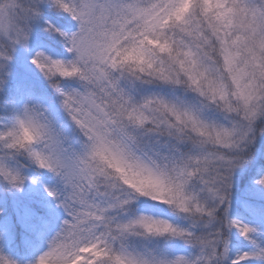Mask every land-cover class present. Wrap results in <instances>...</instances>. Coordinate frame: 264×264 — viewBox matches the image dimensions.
<instances>
[{
	"label": "snow or ice",
	"instance_id": "6c2138e0",
	"mask_svg": "<svg viewBox=\"0 0 264 264\" xmlns=\"http://www.w3.org/2000/svg\"><path fill=\"white\" fill-rule=\"evenodd\" d=\"M0 118V264H264V0H0Z\"/></svg>",
	"mask_w": 264,
	"mask_h": 264
},
{
	"label": "rangeland",
	"instance_id": "374dc122",
	"mask_svg": "<svg viewBox=\"0 0 264 264\" xmlns=\"http://www.w3.org/2000/svg\"><path fill=\"white\" fill-rule=\"evenodd\" d=\"M5 123L4 120H0V127L3 126ZM23 160V170L25 175L28 176H37L38 172L34 168V166H31L28 164L27 161H25L22 157L18 158ZM45 186L47 187H55V184L51 181L46 182V184H42L40 182H37L35 184L31 182H27L24 185L23 192H18L16 190H9V187L6 183L3 181H0V201L7 204L6 207L0 206V255L5 256L8 259L11 260H25L30 261L31 259H34L36 255L39 254L40 251L46 250L47 248V241L45 240L38 251H31L28 252L27 255L20 258V256L10 253V249H8L10 245V241L7 236L8 229L11 225L16 223V221L24 215V212L26 208L34 202V194L37 193V195L42 198L43 200H50L51 198L47 196V192L44 191ZM37 190V192L35 191ZM232 215L235 218L242 219L246 223H257V220H254L251 216L248 215L247 212H245L237 203L234 201V206L232 210ZM54 234V233H52ZM4 242L6 245H3L2 242ZM233 241H234V247H233V254L235 255L238 251H244L247 248L246 242L242 240L241 237H239L238 233L235 231L233 232ZM8 242V244H7ZM6 249H5V248Z\"/></svg>",
	"mask_w": 264,
	"mask_h": 264
},
{
	"label": "trees",
	"instance_id": "16d2710c",
	"mask_svg": "<svg viewBox=\"0 0 264 264\" xmlns=\"http://www.w3.org/2000/svg\"><path fill=\"white\" fill-rule=\"evenodd\" d=\"M0 120H3L2 118H0ZM19 161H20V164L22 165L24 162H23V160H21V159H19ZM35 191L37 192V190L35 189ZM37 200H43L42 198H40L38 195H37V193H35L34 194V201H37ZM6 205L7 204H5V203H3L2 201H0V206H2V207H6ZM0 211H1V209H0ZM1 242H2V239H1ZM2 244L3 245H6L4 242H2ZM7 244H8V242H7ZM5 248V247H4ZM6 249V248H5ZM8 249H10L11 251H10V253H14V254H16V255H18V256H20V258L21 257H23V256H25V255H27V253H24L23 251H22V249H21V247H19L16 243H10V245H9V247H8Z\"/></svg>",
	"mask_w": 264,
	"mask_h": 264
}]
</instances>
